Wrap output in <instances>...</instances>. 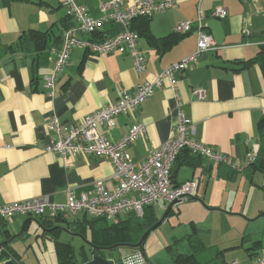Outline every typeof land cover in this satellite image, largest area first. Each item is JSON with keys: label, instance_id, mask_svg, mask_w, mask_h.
Listing matches in <instances>:
<instances>
[{"label": "crops", "instance_id": "0c3cea01", "mask_svg": "<svg viewBox=\"0 0 264 264\" xmlns=\"http://www.w3.org/2000/svg\"><path fill=\"white\" fill-rule=\"evenodd\" d=\"M74 1L85 6L93 18L105 14L101 2L107 0ZM134 1L123 0L122 4ZM217 6L225 8L224 16L212 14ZM199 14L203 29L214 36L216 46L176 72L173 82L156 87L134 113L120 114L113 126L100 129L115 141L132 124L143 123L144 133L128 146L132 161L140 162L172 136L173 83L181 109L196 124L195 137L239 162L259 148L258 120L264 114V0H176L175 8L147 19L134 18L129 27L137 32V47L146 57L144 71H135L126 52L94 55L74 46L57 74L53 95L47 92L44 78L55 69L64 30L76 20L64 0H0V204L32 196H48L62 203L67 188L76 196L88 194L96 180H103L108 189L116 186L109 157L59 155L45 149L56 138L48 121L53 115L63 125L77 121L193 53ZM186 20L191 21V30L175 31V25ZM211 20L220 23L222 42L208 25ZM118 27L107 22L96 35L107 37ZM34 31L44 33L45 46L31 41ZM77 35L84 36L81 32ZM188 180L196 181L195 196L174 204L146 235L144 242L170 220L162 247L156 242L162 251L149 253L143 247L148 259L154 264H252L264 252V172L248 167L236 171L182 150L172 168V182ZM156 204L150 205V211L158 221L168 204ZM159 205L163 210L158 213L155 206ZM183 215L189 219L182 221ZM98 220L84 213L71 222L17 214L9 222L0 219V242L8 240L5 244L16 253L19 264L29 260L21 243L32 246L39 243V237L53 242L57 264L56 240L82 249L87 261L93 254L87 243L78 247L60 240L59 235L65 227L91 242L95 233L104 232L105 224ZM30 233L36 236L33 242L27 238ZM8 258L0 255V263Z\"/></svg>", "mask_w": 264, "mask_h": 264}, {"label": "built area", "instance_id": "2783aa9c", "mask_svg": "<svg viewBox=\"0 0 264 264\" xmlns=\"http://www.w3.org/2000/svg\"><path fill=\"white\" fill-rule=\"evenodd\" d=\"M122 1L101 2L105 14L100 18H93L85 6L75 3L74 0H64V5L76 23L64 30L55 69L44 78L49 95L54 94L57 74L67 63L74 46L83 47L89 54L94 55L112 51L126 52L131 55L136 72L145 70L146 57L137 47L138 34L129 27V23L137 17H150L156 12L175 8L176 0H135L133 4L125 6ZM212 14L222 17L226 10L222 6H217ZM107 22H114L119 27L107 37L97 36L96 32ZM195 27L198 30V39L196 48L190 55L169 64L151 79H145L132 92L123 93L115 102H110L77 121L63 125L55 115L48 121V127L55 131L56 138L52 144L44 146L45 149L59 155L83 153L109 157L115 169L116 186L108 189L103 180H96L88 194L76 196L71 188H67V199L62 203L53 202L48 196H32L0 204V219L9 222L17 214H26L36 218L48 217L70 221L78 214L84 213L89 217L116 221L119 216L129 213L141 216L146 206L159 201L165 202L166 205L172 201L180 203L195 196L196 191L195 180L180 184L172 182V168L182 150L203 156L236 171H242L252 163L257 155L255 152H249L237 162L195 137L196 124L181 109V101L177 98L173 83L171 88L174 91L175 112L172 136L151 150L140 162L132 161L128 146L144 133L143 123L132 124L127 132L115 141L108 139L106 133L100 129V126H113L115 117L120 114L134 113L156 87L163 86L165 81H171L176 72H182L190 63L195 62L202 52L216 46L214 36L203 29L201 14L195 21ZM174 29L177 32L190 31L191 21L177 23ZM78 32L84 36L77 35ZM115 254L116 264H154L148 259L143 248L127 250L120 246ZM252 264H264V252L254 259Z\"/></svg>", "mask_w": 264, "mask_h": 264}, {"label": "trees", "instance_id": "16d2710c", "mask_svg": "<svg viewBox=\"0 0 264 264\" xmlns=\"http://www.w3.org/2000/svg\"><path fill=\"white\" fill-rule=\"evenodd\" d=\"M143 19H147L149 17H141ZM44 33L34 31L32 33L33 42H39L38 44H42L45 46L46 40H44ZM30 36V39L32 38ZM258 129H259V148L256 153L255 160L250 163L248 168L257 169L264 172V114L258 120ZM264 189V186H263ZM150 205L146 206L144 212L141 216L135 215L133 213L125 214L123 216H119L116 221L108 220L106 218L98 217H90L93 220H100L102 224H105L103 233H95L94 238L91 242L100 245V246H112V245H131L137 243L142 234L146 229H148L151 225H153L157 216L154 212L150 211ZM57 220V219H56ZM98 220V221H99ZM71 222V221H70ZM101 224V225H102ZM58 255H59V264H83L86 262L85 252L81 249H74L69 243H62L56 240ZM144 245V244H143ZM141 245L139 248H143ZM125 249H134V247H125ZM9 257L16 260V253L13 250L9 251ZM19 264V263H18Z\"/></svg>", "mask_w": 264, "mask_h": 264}, {"label": "rangeland", "instance_id": "374dc122", "mask_svg": "<svg viewBox=\"0 0 264 264\" xmlns=\"http://www.w3.org/2000/svg\"><path fill=\"white\" fill-rule=\"evenodd\" d=\"M157 205V204H156ZM155 209H157L158 213L163 210V207L161 205L155 206ZM201 212L203 211V207L200 206ZM200 212V211H197ZM185 215V213H183ZM181 217L182 221H187L189 219V216H184ZM166 219V218H165ZM171 219V218H170ZM170 226V220L164 221L162 223V226L155 230L151 235L149 234L147 236V239L144 242V247L147 250V252H161L162 245H163V238L168 234L166 231L168 230ZM27 238H29L30 242L35 241L36 236L33 235L32 233L27 235ZM49 238V237H48ZM59 239L62 241H70L73 244H76L78 247L81 244L86 245V241L88 240V237H81L78 234H72L70 232L62 231L59 235ZM157 240L159 241V246L158 243L156 244ZM163 240V241H162ZM39 243H34L33 245L29 246V244H26V247L24 243H21L22 251L24 254V257L28 258L29 260H25L28 264H57L56 257L54 255V245L53 242L46 240L45 242L42 241V238L39 237ZM28 243V242H26ZM152 245V247H151ZM24 246V247H23ZM88 251V249H86ZM106 254H109L108 251H106ZM59 263V261H58Z\"/></svg>", "mask_w": 264, "mask_h": 264}, {"label": "water", "instance_id": "95a60500", "mask_svg": "<svg viewBox=\"0 0 264 264\" xmlns=\"http://www.w3.org/2000/svg\"><path fill=\"white\" fill-rule=\"evenodd\" d=\"M208 25H211L212 28L214 27L213 29H214V35L216 37V40L219 42H222L223 41V34L221 31L220 23L216 20H211L208 22ZM190 198H192V197H190ZM176 203H177L176 201L170 202L167 205V208L164 211V213L162 214V216L160 217V219L158 221H156L153 225H151L148 229H146L144 231V233L142 234L140 240L135 244L100 246V245H96L94 243H91L90 241H86L87 244L89 245L90 251L93 254H92L91 258L89 260H87L86 262H84L83 264H116L117 255L115 254V251L117 250V248L120 246H130V247L137 248V247H140L141 245H143L146 235L164 219V217L167 215L168 211ZM36 222L39 223L37 219H36ZM61 229L66 231V232L71 233V231L66 229L65 227H62ZM78 235L81 236V234H78ZM7 241L0 242V255L1 256L4 255L5 257H9V254H10L9 251L12 250L11 247H9L7 244H5ZM2 248H4V250H1ZM106 251H110V253L106 254ZM2 252H4V253H2ZM0 264H18V263H16L13 259L8 258L7 260L1 262Z\"/></svg>", "mask_w": 264, "mask_h": 264}]
</instances>
